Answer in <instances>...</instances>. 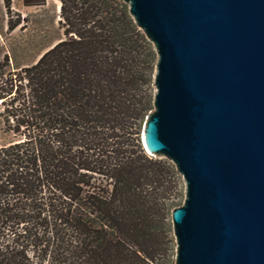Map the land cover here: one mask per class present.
Returning <instances> with one entry per match:
<instances>
[{"label": "trees", "instance_id": "1", "mask_svg": "<svg viewBox=\"0 0 264 264\" xmlns=\"http://www.w3.org/2000/svg\"><path fill=\"white\" fill-rule=\"evenodd\" d=\"M60 2L26 83L0 63V264H174L182 175L142 142L156 48L124 0Z\"/></svg>", "mask_w": 264, "mask_h": 264}, {"label": "water", "instance_id": "2", "mask_svg": "<svg viewBox=\"0 0 264 264\" xmlns=\"http://www.w3.org/2000/svg\"><path fill=\"white\" fill-rule=\"evenodd\" d=\"M156 48L142 142L185 180L174 264H264V0H124Z\"/></svg>", "mask_w": 264, "mask_h": 264}, {"label": "rangeland", "instance_id": "3", "mask_svg": "<svg viewBox=\"0 0 264 264\" xmlns=\"http://www.w3.org/2000/svg\"><path fill=\"white\" fill-rule=\"evenodd\" d=\"M9 20L19 24L10 29ZM61 20L60 0H12L10 14L4 7V1L0 0V63L3 64L5 78L16 79L17 84L26 83L24 79L18 81L20 76H24L22 70L35 64L45 52L65 37ZM0 83L4 84L1 80ZM4 109L0 99L1 136L6 128L1 115ZM182 179L185 187L183 176ZM179 203H184L183 198Z\"/></svg>", "mask_w": 264, "mask_h": 264}]
</instances>
